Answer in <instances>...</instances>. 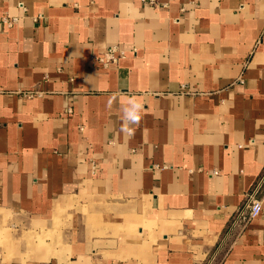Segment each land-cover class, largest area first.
<instances>
[{
	"label": "crops",
	"instance_id": "1",
	"mask_svg": "<svg viewBox=\"0 0 264 264\" xmlns=\"http://www.w3.org/2000/svg\"><path fill=\"white\" fill-rule=\"evenodd\" d=\"M263 175L264 0H0V264H264Z\"/></svg>",
	"mask_w": 264,
	"mask_h": 264
},
{
	"label": "built area",
	"instance_id": "2",
	"mask_svg": "<svg viewBox=\"0 0 264 264\" xmlns=\"http://www.w3.org/2000/svg\"><path fill=\"white\" fill-rule=\"evenodd\" d=\"M144 3L155 6L157 0H142ZM23 8L24 5L20 4ZM4 22L8 25H13L17 23V18L5 17ZM125 56V52L117 46L109 47L99 58V62L104 67H110L118 63V61ZM264 190V175L260 179L256 187L247 194L246 199L243 205L238 209L236 215L233 217L228 229L225 234L222 236L218 251L225 247L228 241L231 239L233 234L240 229H245L248 225L256 219L262 209L263 199L260 198ZM216 254L208 261L206 264H213Z\"/></svg>",
	"mask_w": 264,
	"mask_h": 264
},
{
	"label": "clouds",
	"instance_id": "3",
	"mask_svg": "<svg viewBox=\"0 0 264 264\" xmlns=\"http://www.w3.org/2000/svg\"><path fill=\"white\" fill-rule=\"evenodd\" d=\"M141 107H142L141 105L137 103H133L131 106V110L125 109V115L127 119H129L132 122H138L139 121V110Z\"/></svg>",
	"mask_w": 264,
	"mask_h": 264
}]
</instances>
